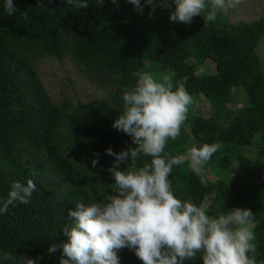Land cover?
<instances>
[{
    "label": "trees",
    "instance_id": "1",
    "mask_svg": "<svg viewBox=\"0 0 264 264\" xmlns=\"http://www.w3.org/2000/svg\"><path fill=\"white\" fill-rule=\"evenodd\" d=\"M14 4L17 11L8 15L0 0V198L14 181L32 180L36 190L28 204L0 215V255L9 257L0 264L36 258L37 264H60L69 210L112 193L107 169L115 158L105 150L134 147L111 125L123 110L121 90L134 85L137 70L169 75L194 98L166 151L182 155L193 144L221 145L201 175L187 163L173 168L174 194L206 205L213 218L235 207L250 209L255 258L264 264V75L255 52L264 37V15L235 24L223 15L214 22L196 16L186 25L169 21L174 6L156 7L149 16V6L140 14L127 0H88L79 10L64 0ZM46 58H69L106 96L54 103L36 69L37 60ZM53 244L57 250L49 253ZM117 254L120 264H142L128 248Z\"/></svg>",
    "mask_w": 264,
    "mask_h": 264
},
{
    "label": "clouds",
    "instance_id": "2",
    "mask_svg": "<svg viewBox=\"0 0 264 264\" xmlns=\"http://www.w3.org/2000/svg\"><path fill=\"white\" fill-rule=\"evenodd\" d=\"M64 2L77 10L89 6L88 0ZM127 2L140 14L145 5L149 6V16L156 7L174 6L169 21L187 25L196 16L214 22L218 15L236 9L241 0ZM38 3L43 5L44 0ZM3 6L8 15L17 11L14 0H3ZM23 18L28 20L26 12ZM132 75L135 83L121 90L123 110L111 126L128 135L134 147L118 153L111 148L105 150L115 158L107 169L114 181L112 193L86 205L77 202L76 210H69L71 223L62 228L67 241L59 245L60 264H120L117 253L122 248L133 251L142 264H186L197 257L201 264H257L250 209L235 207L213 218L204 206H197L191 199L182 200L172 190L169 177L175 166L187 163L201 175L204 165L221 147L218 142L193 144L182 155L165 150L166 143L180 135L194 98L183 82H174L169 75L157 78L143 70ZM144 157L150 160L138 163ZM97 163L98 159L91 161L93 167ZM35 190L32 180L12 182L7 196L0 198V215L9 206L28 204ZM56 250L55 244L48 248L49 253ZM8 258L7 253L0 255V260ZM38 259H27L23 264H37Z\"/></svg>",
    "mask_w": 264,
    "mask_h": 264
},
{
    "label": "rangeland",
    "instance_id": "3",
    "mask_svg": "<svg viewBox=\"0 0 264 264\" xmlns=\"http://www.w3.org/2000/svg\"><path fill=\"white\" fill-rule=\"evenodd\" d=\"M262 15H264V0H241L236 9L223 16L228 23L235 24L253 21ZM255 52L261 61L264 75V37L259 40ZM36 69L48 96L54 103H63L68 100L73 103L85 104L106 96V92L89 82L85 74L69 58L62 60L38 59ZM241 98L239 94V101ZM243 105L244 101L243 104L241 103V106ZM239 106L237 105V108ZM246 162L243 160L242 166L244 168L248 167ZM211 173L210 176L213 174ZM205 207L207 206L205 205Z\"/></svg>",
    "mask_w": 264,
    "mask_h": 264
}]
</instances>
